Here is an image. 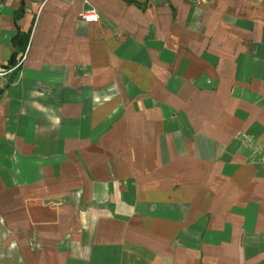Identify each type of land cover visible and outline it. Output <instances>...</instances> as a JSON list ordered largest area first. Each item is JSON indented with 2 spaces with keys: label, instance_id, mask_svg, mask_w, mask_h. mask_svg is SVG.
I'll list each match as a JSON object with an SVG mask.
<instances>
[{
  "label": "crops",
  "instance_id": "crops-1",
  "mask_svg": "<svg viewBox=\"0 0 264 264\" xmlns=\"http://www.w3.org/2000/svg\"><path fill=\"white\" fill-rule=\"evenodd\" d=\"M0 73L2 263L264 264V0H0Z\"/></svg>",
  "mask_w": 264,
  "mask_h": 264
},
{
  "label": "built area",
  "instance_id": "built-area-1",
  "mask_svg": "<svg viewBox=\"0 0 264 264\" xmlns=\"http://www.w3.org/2000/svg\"><path fill=\"white\" fill-rule=\"evenodd\" d=\"M80 19L85 23H97L99 20V16L94 9H87L80 14ZM23 60L24 57L22 58V61L18 64V66L21 65ZM1 75L2 74L0 73V76Z\"/></svg>",
  "mask_w": 264,
  "mask_h": 264
},
{
  "label": "rangeland",
  "instance_id": "rangeland-1",
  "mask_svg": "<svg viewBox=\"0 0 264 264\" xmlns=\"http://www.w3.org/2000/svg\"><path fill=\"white\" fill-rule=\"evenodd\" d=\"M0 250H1V247H0ZM5 259H6V256L3 253H1V251H0V264H4V263H2L3 262L2 260H5Z\"/></svg>",
  "mask_w": 264,
  "mask_h": 264
}]
</instances>
